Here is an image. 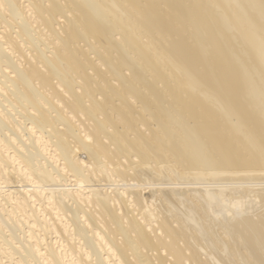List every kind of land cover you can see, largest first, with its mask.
<instances>
[{"label":"bare ground","instance_id":"bare-ground-1","mask_svg":"<svg viewBox=\"0 0 264 264\" xmlns=\"http://www.w3.org/2000/svg\"><path fill=\"white\" fill-rule=\"evenodd\" d=\"M257 176L264 0H0V264H264Z\"/></svg>","mask_w":264,"mask_h":264},{"label":"rangeland","instance_id":"rangeland-1","mask_svg":"<svg viewBox=\"0 0 264 264\" xmlns=\"http://www.w3.org/2000/svg\"><path fill=\"white\" fill-rule=\"evenodd\" d=\"M238 1V0H237ZM142 174V176H143V178H145L147 181H154L155 180V178L153 179V174L152 173H150L149 171H145V173L144 172H142L141 173ZM147 174V175H146ZM144 175H145V177H144ZM166 175L168 176V174L166 173V172H164V173H162L161 174V177H158L157 179L159 180V178H160V181H162V180H164V182L165 181H169V177H166ZM148 176V177H147ZM162 176H163V178H162ZM164 176H165V178H164ZM148 178V179H147ZM151 178H152V180H151ZM162 178V179H161ZM168 179V180H165V179ZM256 178H258V179H260V181H264L263 179H264V176L262 177V176H257V177H255L253 180L251 179V178H249V180L248 181H250V184H249V182L247 181V180H245V179H242V181H247L246 183H247V185L249 184V185H252V186H254L255 184H257L255 181H258V179L256 180ZM261 178H263V179H261ZM144 179V180H145ZM150 179V180H149ZM225 180V179H224ZM252 180V181H251ZM192 182V179L189 177H187V180H186V183L187 182ZM226 181H231L230 179L229 180H225V182ZM233 181H237V180H233ZM241 180L240 181H238V182H240V184H243L244 183V185H246V183L245 182H242ZM155 182H156V180H155ZM252 182V183H251ZM228 184V183H227ZM239 184V183H238ZM239 184V185H240ZM259 184V183H258ZM195 185V184H194ZM193 184H191V183H188V185H185V186H194ZM182 186V185H181ZM149 195H151V193H149ZM180 195H182V194H180ZM239 195V200H237V202H233V203H231V201H229V205H231L232 206V208H238L239 209V207L241 208V209H243V208H246L249 204H248V199H246V197L243 195V193H239L238 194ZM184 197H186L185 196V194L182 196V198H184ZM172 199V202L170 203V204H173V207H176L177 209L179 208V209H181V212H183V211H186V212H188L187 210H186V208L183 206V205H181V203H180V201L179 200H177L180 204H178V202L176 201V199L174 200L173 198H171ZM250 199V198H249ZM175 202H177V204L175 203ZM184 202V201H183ZM184 203H186V202H184ZM181 205V206H180ZM183 209H185V210H183ZM183 210V211H182Z\"/></svg>","mask_w":264,"mask_h":264}]
</instances>
